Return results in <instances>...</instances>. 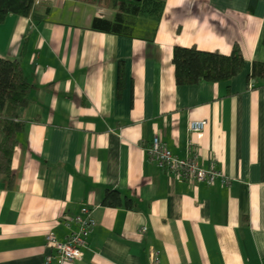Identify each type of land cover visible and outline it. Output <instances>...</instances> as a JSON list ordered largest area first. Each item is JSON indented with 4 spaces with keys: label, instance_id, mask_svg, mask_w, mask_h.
Returning a JSON list of instances; mask_svg holds the SVG:
<instances>
[{
    "label": "crops",
    "instance_id": "obj_1",
    "mask_svg": "<svg viewBox=\"0 0 264 264\" xmlns=\"http://www.w3.org/2000/svg\"><path fill=\"white\" fill-rule=\"evenodd\" d=\"M164 3L128 35L91 28L115 17L105 0H40L0 23V56L19 60L30 85L13 185L0 174V264H44L47 233L78 229L65 220L84 205L96 223L71 264H152L153 249L159 264H264V83L249 79L264 61V0ZM177 45L239 46L245 65L229 80L178 84ZM196 119L208 123L192 133ZM156 134L180 157L191 139L230 183L159 167ZM109 190L118 206L103 203Z\"/></svg>",
    "mask_w": 264,
    "mask_h": 264
},
{
    "label": "trees",
    "instance_id": "obj_2",
    "mask_svg": "<svg viewBox=\"0 0 264 264\" xmlns=\"http://www.w3.org/2000/svg\"><path fill=\"white\" fill-rule=\"evenodd\" d=\"M105 1L108 7L116 10L115 17L95 16L91 28L120 35L131 34L137 16L146 13L160 15L165 5L164 0ZM37 3V0H0V23L11 13L24 16L34 14ZM173 62L177 83L193 84L200 80L218 82L231 79L243 69L245 57L239 46L226 55L218 51L200 50L196 46L177 45L173 51ZM249 79L264 83V61L253 62ZM29 88L20 61L0 56V174L5 176L8 186L13 185L15 178L12 157L18 141L17 132L21 127L15 118L19 109L28 102ZM103 203L118 206L121 203L120 193L109 190Z\"/></svg>",
    "mask_w": 264,
    "mask_h": 264
},
{
    "label": "built area",
    "instance_id": "obj_3",
    "mask_svg": "<svg viewBox=\"0 0 264 264\" xmlns=\"http://www.w3.org/2000/svg\"><path fill=\"white\" fill-rule=\"evenodd\" d=\"M37 2H40V0H37ZM250 85L253 86L254 83L251 82ZM207 123L206 119L192 120L189 123V130L192 133L203 131ZM189 144L191 154L187 157H180L156 134L148 151L159 167L167 169L180 178L194 179L207 184H213L221 178L223 183H230L229 178L225 177L223 172L217 169L215 165L205 167L200 164L198 152L193 149L194 143L191 139ZM92 212V207L84 205L78 214L65 220L67 226H71L72 223L78 225V229H73L65 238L58 237L53 230L47 233L46 246L50 251L46 254L44 264H71L83 258L84 248L88 244L87 237L96 223ZM145 229L146 227L143 226L142 231ZM150 257L152 264H159L158 250L153 249Z\"/></svg>",
    "mask_w": 264,
    "mask_h": 264
}]
</instances>
